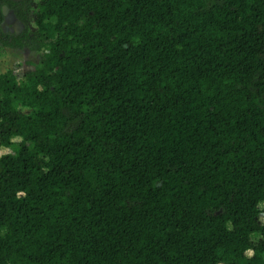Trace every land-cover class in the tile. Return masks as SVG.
Wrapping results in <instances>:
<instances>
[{
    "label": "trees",
    "instance_id": "trees-1",
    "mask_svg": "<svg viewBox=\"0 0 264 264\" xmlns=\"http://www.w3.org/2000/svg\"><path fill=\"white\" fill-rule=\"evenodd\" d=\"M35 25L0 27L44 50L0 73V264H264V0H39Z\"/></svg>",
    "mask_w": 264,
    "mask_h": 264
},
{
    "label": "rangeland",
    "instance_id": "rangeland-1",
    "mask_svg": "<svg viewBox=\"0 0 264 264\" xmlns=\"http://www.w3.org/2000/svg\"><path fill=\"white\" fill-rule=\"evenodd\" d=\"M23 1H26L24 20L21 19V17L15 13L14 9L10 7L7 15H2L3 20L0 22V27L3 28L5 32H13L12 26L18 20L24 24L22 32L27 30L29 33H34L36 31L35 14L38 9L39 0ZM43 53L44 50L39 49L37 45H30L24 48H14L0 44V73L12 71L17 80H20L24 74L33 71L39 65ZM19 109L25 113L30 112V109L28 108L19 107ZM13 141L17 144L20 142V138H14ZM13 152L14 148L0 149V155ZM263 207L264 202L258 205L259 210H261L258 216L259 224L264 223V212L262 211ZM251 239L252 242L256 244L261 240V237L258 234H253ZM246 254L250 255L251 251H247Z\"/></svg>",
    "mask_w": 264,
    "mask_h": 264
},
{
    "label": "water",
    "instance_id": "water-1",
    "mask_svg": "<svg viewBox=\"0 0 264 264\" xmlns=\"http://www.w3.org/2000/svg\"><path fill=\"white\" fill-rule=\"evenodd\" d=\"M7 1H12V2H20V1H23V0H7ZM9 12V7L7 5H2L1 7V13L3 16L7 15V13ZM24 28V24L23 22L21 21H16L15 24L12 26V29H13V33L15 34H19L22 32Z\"/></svg>",
    "mask_w": 264,
    "mask_h": 264
}]
</instances>
